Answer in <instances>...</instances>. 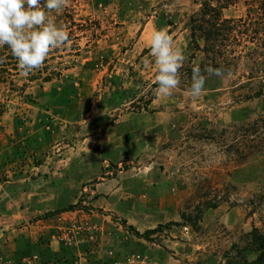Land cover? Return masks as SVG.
I'll list each match as a JSON object with an SVG mask.
<instances>
[{"label":"rangeland","instance_id":"1","mask_svg":"<svg viewBox=\"0 0 264 264\" xmlns=\"http://www.w3.org/2000/svg\"><path fill=\"white\" fill-rule=\"evenodd\" d=\"M199 6L67 0L47 15L70 43L27 76L0 46V228L52 225L26 254L6 243L17 255L0 264H223L264 228V65L201 71L190 97L191 69L208 63L191 47ZM157 29L185 58L169 96L154 94Z\"/></svg>","mask_w":264,"mask_h":264},{"label":"clouds","instance_id":"2","mask_svg":"<svg viewBox=\"0 0 264 264\" xmlns=\"http://www.w3.org/2000/svg\"><path fill=\"white\" fill-rule=\"evenodd\" d=\"M67 0H0V46H7L18 61V68L24 76L44 65L53 49H60L70 43L68 31L58 26L47 15L61 11ZM151 56L156 67L154 94L169 96L180 81V68L184 55L173 46V38L165 29L151 33ZM210 75L223 77L222 67H206ZM205 76L199 66L193 67L189 95L199 98L204 90Z\"/></svg>","mask_w":264,"mask_h":264},{"label":"trees","instance_id":"3","mask_svg":"<svg viewBox=\"0 0 264 264\" xmlns=\"http://www.w3.org/2000/svg\"><path fill=\"white\" fill-rule=\"evenodd\" d=\"M241 1L243 15L225 14ZM199 4L189 17V29L191 47L207 55L208 63L200 66L201 71L222 67L226 74L243 59L264 65V0H199ZM224 258L223 264H264V228H253Z\"/></svg>","mask_w":264,"mask_h":264},{"label":"crops","instance_id":"4","mask_svg":"<svg viewBox=\"0 0 264 264\" xmlns=\"http://www.w3.org/2000/svg\"><path fill=\"white\" fill-rule=\"evenodd\" d=\"M32 205H30L28 207L27 210H25L23 213L24 215L31 219L33 216H35V214L38 212L37 208H31ZM50 226H52L51 224H48L47 222L44 221H36L35 223H32L29 227H26L25 230H21L22 232H24V236H14L12 234H10L9 232L5 234V231L3 229L5 228H0V260H11V259H15L13 258L14 254L17 255V253L15 251H13V247L17 248V251H21L22 253L26 251L25 247H19V245L22 244V242L27 241L28 242V236L30 237V239L34 240V235L37 232H43L45 229L50 228ZM46 231V232H47ZM29 239V240H30ZM31 241V240H30ZM8 243L9 246L10 244L12 245V249H6L5 244ZM16 244L18 245V247H16ZM23 246V244H22ZM57 249H54V251H56ZM10 260L8 262H10Z\"/></svg>","mask_w":264,"mask_h":264}]
</instances>
